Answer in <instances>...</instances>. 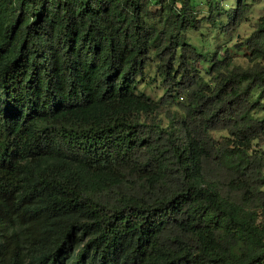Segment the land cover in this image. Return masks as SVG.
<instances>
[{
    "label": "trees",
    "instance_id": "obj_1",
    "mask_svg": "<svg viewBox=\"0 0 264 264\" xmlns=\"http://www.w3.org/2000/svg\"><path fill=\"white\" fill-rule=\"evenodd\" d=\"M255 1L0 0V264H264Z\"/></svg>",
    "mask_w": 264,
    "mask_h": 264
},
{
    "label": "rangeland",
    "instance_id": "obj_2",
    "mask_svg": "<svg viewBox=\"0 0 264 264\" xmlns=\"http://www.w3.org/2000/svg\"><path fill=\"white\" fill-rule=\"evenodd\" d=\"M205 0H198V3H200L203 10H208V7L206 4H204ZM221 3H223L226 7H234L236 5V0H220ZM251 2V0H250ZM264 14V0H257L254 2L252 10L248 14V19L241 22L239 25H235L231 27L230 30L232 34L231 40L229 39V34L225 32H221L219 30V25L216 27L214 26H207L208 24H204V27L202 30L196 31V30H190L189 31V39L196 43L199 47L205 48L209 45V48H214L215 46H219L220 43H229L232 44L235 41H237L238 38H242L243 36L250 33L253 26L255 25L258 17L260 15ZM224 19L226 16H223ZM206 39V40H204ZM205 41V43L203 42ZM238 61L244 62L243 56L238 55L237 56ZM155 63L152 62L150 66L147 68L146 76L143 82L139 84V88L144 90L146 93L151 95L152 97L158 98L164 91L161 81L158 78L157 75H155ZM153 77H157L156 80L153 79ZM258 144L260 146L264 147V138L260 139L258 141Z\"/></svg>",
    "mask_w": 264,
    "mask_h": 264
}]
</instances>
